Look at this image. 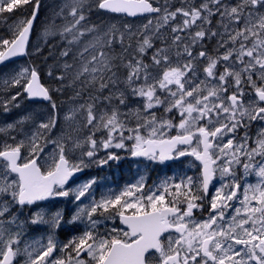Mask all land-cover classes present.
Returning a JSON list of instances; mask_svg holds the SVG:
<instances>
[{
	"label": "snow or ice",
	"instance_id": "snow-or-ice-1",
	"mask_svg": "<svg viewBox=\"0 0 264 264\" xmlns=\"http://www.w3.org/2000/svg\"><path fill=\"white\" fill-rule=\"evenodd\" d=\"M42 7L0 0V112L51 109L0 126V264H264V0H62L43 29L55 87L5 71L40 53ZM125 158L147 164L120 189L88 175ZM171 161L186 168L149 184ZM65 225L80 231L61 241Z\"/></svg>",
	"mask_w": 264,
	"mask_h": 264
},
{
	"label": "rangeland",
	"instance_id": "rangeland-1",
	"mask_svg": "<svg viewBox=\"0 0 264 264\" xmlns=\"http://www.w3.org/2000/svg\"><path fill=\"white\" fill-rule=\"evenodd\" d=\"M61 2H62V0H42L43 7L41 9L40 18H39V21H38L37 33H36V36H35V39H34V41L32 43L31 48H34L36 45H39L41 50L42 49L44 50L47 47V46H45L46 43L50 39L55 38V37H52V36H49V37L45 38L43 36V29L48 23H50V21L53 18L54 10H58L57 6L60 5ZM4 14H9V13H4ZM92 19L94 21L98 22V23L99 22H103L105 24H107V23H117L118 25H120V24H123L125 22L124 18H118V19H115V20H110L107 16H105L104 19L103 18L100 19V16H97V15H94L92 17ZM59 22L60 21L57 20V24L61 23V22L60 23ZM137 22H138V20H137ZM9 23H11V21H9ZM0 30L2 31V34L5 33V31H6L3 26H1ZM56 37H58V36H56ZM45 41H47V42H45ZM211 47L212 46L209 45L210 49H211ZM31 48H30V50H31ZM37 55L38 54L30 55L29 58H34ZM29 58L27 60H25V62L23 61L21 63L19 62L17 64L11 65L5 71H11V70H13L15 68H20V67H23V66H32V67H35L39 71L41 77L42 76L44 77V79H45V81L47 83L46 85H51L52 87H55V84H53L51 82V78L47 75L48 71L51 68L54 67L55 59L54 58H49L48 60H46V62H48L49 65L48 66H44L45 69H43V68L40 67L41 64L44 61L42 58L38 59L35 62V64L31 63ZM54 94H55V97H56L55 100L58 103L61 102L62 98L67 97V96L70 97V92L65 93V94H59V93H54ZM63 95H66V96L63 97ZM19 103H20V107L14 108L12 111H10L8 113L0 112V126H3L5 124H7V123H14L17 119H19L21 116H24L26 114H32L34 116L36 114H39L41 116H45L46 117L47 113L51 110L49 105L48 106H42V105L32 104V103H29L26 99H23V98L20 99ZM73 103H74V101H69L67 103L61 104L60 106H57V109H58L59 113L61 114V118L63 116V113H65L68 110V108ZM254 131H255V129H254ZM99 135H100V133H97V136H99ZM123 154L124 153L121 152V155H123ZM101 155H103V153H101ZM130 167L131 168L129 169V175H131V176L136 175L138 168H140V169L144 168L141 165H135V164H133V166H130ZM97 169H99V171L100 170L101 171H103V170L107 171V170H109V166H105L104 168L92 167L91 169H89V171L90 172H94ZM100 181H101V185H102V189L101 190H106L108 187H112L114 189H117L116 188V183L110 177H104L103 176V177L100 178ZM98 195H99V192L97 193V196ZM62 205H67L68 209L74 210V205L70 202L69 199H66V201H62V202L57 203V206H59V207L62 206ZM39 233H37V234H39Z\"/></svg>",
	"mask_w": 264,
	"mask_h": 264
},
{
	"label": "flooded vegetation",
	"instance_id": "flooded-vegetation-1",
	"mask_svg": "<svg viewBox=\"0 0 264 264\" xmlns=\"http://www.w3.org/2000/svg\"><path fill=\"white\" fill-rule=\"evenodd\" d=\"M9 15H11V14H9ZM253 131H254V129H253ZM185 159H189V158H185ZM139 162L141 163V166H143V167H145V165L147 164V162H141V161H139ZM130 166H131V159H129V158L122 159L119 162V164H116L115 162H111L110 172H111L113 181L116 183L117 189H120L123 187V181L128 176L127 171H128V168ZM181 168H186V165H182L180 163V161H174L173 163H171L169 165H164V164L163 165H161V164L148 165V171H147L148 183L151 184L154 180H157L158 178H162L165 175H171ZM166 171H168L167 174H166ZM189 174H191V171H189ZM250 179L254 180L253 178H250ZM59 200L50 201V202H46V203L48 204V207L51 210H56V209H59V207L54 205V203L55 202L58 203ZM61 210H63V212L65 214V219H68L74 211L72 209H61ZM24 215H28V213H25ZM61 230H63V232H64V237L61 241H66L71 236L77 234L80 231V228L77 226L65 225V226L61 227ZM41 231L42 230H39V232H41ZM30 234L36 235V233H34L32 231L30 232Z\"/></svg>",
	"mask_w": 264,
	"mask_h": 264
},
{
	"label": "trees",
	"instance_id": "trees-1",
	"mask_svg": "<svg viewBox=\"0 0 264 264\" xmlns=\"http://www.w3.org/2000/svg\"><path fill=\"white\" fill-rule=\"evenodd\" d=\"M18 13H19V9L14 10V12L11 15L16 16ZM101 18L104 19L103 16H100V19ZM0 29H1V26H0ZM0 34H2L1 30H0ZM60 47H61V45L59 43V38L53 39L52 41H50V43L48 44V46L44 50L42 49L43 52L39 55V57L37 59H34L35 60V61H33L34 64L40 58H42L44 60L43 63L41 64V66L48 63V62H46V60H48L49 58H58ZM42 68H44V66ZM53 96H54V100H55V95H53ZM64 96H66V95H63V97Z\"/></svg>",
	"mask_w": 264,
	"mask_h": 264
},
{
	"label": "water",
	"instance_id": "water-1",
	"mask_svg": "<svg viewBox=\"0 0 264 264\" xmlns=\"http://www.w3.org/2000/svg\"><path fill=\"white\" fill-rule=\"evenodd\" d=\"M127 19H132V18H127ZM18 58H22V57H18ZM29 101L34 102L35 100H29ZM35 102H46L47 103V101H35Z\"/></svg>",
	"mask_w": 264,
	"mask_h": 264
},
{
	"label": "bare ground",
	"instance_id": "bare-ground-1",
	"mask_svg": "<svg viewBox=\"0 0 264 264\" xmlns=\"http://www.w3.org/2000/svg\"><path fill=\"white\" fill-rule=\"evenodd\" d=\"M28 59V58H27ZM25 62V61H24ZM27 62V61H26ZM21 63V62H20ZM43 69H45V68H43ZM42 70V69H41Z\"/></svg>",
	"mask_w": 264,
	"mask_h": 264
}]
</instances>
